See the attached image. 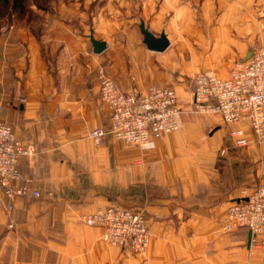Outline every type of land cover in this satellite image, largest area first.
<instances>
[{"label": "crops", "instance_id": "0c3cea01", "mask_svg": "<svg viewBox=\"0 0 264 264\" xmlns=\"http://www.w3.org/2000/svg\"><path fill=\"white\" fill-rule=\"evenodd\" d=\"M220 2L213 45L232 53L244 15L236 3ZM196 4L72 0L46 15L36 33L2 28L1 115L29 150L18 161L17 183L31 178L42 197L10 198L0 186V264H264V250L250 251L248 228L221 230L228 204L264 182V141L244 124L249 146L237 148L219 114L192 109V77L207 46L200 23L213 21L196 14ZM141 22L166 34V50L146 47ZM91 37L105 49L95 53ZM257 38L264 42V31L235 53L251 55ZM103 76L125 91L174 87L179 129L143 147L110 136L94 144L90 130L108 124ZM113 201L145 211L152 231L146 256L107 244L101 227L83 222Z\"/></svg>", "mask_w": 264, "mask_h": 264}, {"label": "built area", "instance_id": "2783aa9c", "mask_svg": "<svg viewBox=\"0 0 264 264\" xmlns=\"http://www.w3.org/2000/svg\"><path fill=\"white\" fill-rule=\"evenodd\" d=\"M192 84L194 108L219 114L230 127L229 137L235 147L249 146L244 124L258 142L264 141V44L248 58L237 60L227 77L197 72ZM99 93L109 116L106 127H96L88 134L96 145L110 136L143 147L180 127V107L174 87L150 84L143 91H125L113 78L103 76ZM28 152L11 126L0 120V186L10 198L42 197L31 178L23 184L17 183L21 179L18 161ZM82 220L88 226L101 227L107 244L147 255L152 231L143 209L113 201L83 215ZM241 227L252 233L251 253L264 250V182L243 189L241 196L228 204L221 230L230 233Z\"/></svg>", "mask_w": 264, "mask_h": 264}, {"label": "rangeland", "instance_id": "374dc122", "mask_svg": "<svg viewBox=\"0 0 264 264\" xmlns=\"http://www.w3.org/2000/svg\"><path fill=\"white\" fill-rule=\"evenodd\" d=\"M70 1L72 0H31L29 1V4L31 5L32 8L30 10H33L34 14L41 15L42 17L41 26H42L43 25L42 21H44L46 15L49 16L51 14H55L58 11L59 4L61 5L62 2H64L67 5ZM73 1H81V0H73ZM230 1L236 3L235 6H237V9H239L240 12L244 15L243 21H239L237 23L239 30L240 31L242 30V32L238 33V30L233 29L234 35L238 38H236L237 42L234 44L233 51L234 50L235 51L232 53L229 52L226 53L225 51H220L218 53L219 49L218 47H214L213 45L214 43L212 39L213 38L212 30L216 29L219 26V23L215 21L216 20L215 18L224 13L225 3H223L222 5L220 0H199V4L195 5L196 14L201 15V18L204 15H211L213 18L212 22H207V23L203 22L202 20L203 18L201 19V23H200L201 34L202 37L205 38L207 42V46L204 48V50L202 49V56L198 63L200 68L196 72L208 71V72H214L218 75H223V74L229 75L230 69L233 67L234 63L243 57L241 56V54L235 53L238 50V46L244 43L245 39L248 38V36H252V35L256 36V34H260L262 31H264V0H227V2ZM209 2L210 4L212 3L211 6L207 5L209 4ZM39 4L42 7L41 9L38 8ZM0 11H3V7H0ZM257 40L258 38L255 39L254 43H252V47L254 49L259 48L264 44V42ZM249 46H251V43ZM189 57H190L189 55L186 56V59H189ZM5 78L7 77L4 76V82H5ZM0 80H1V74H0ZM8 80L9 82H12L13 80L11 73L8 77ZM1 91L2 90L0 88V94ZM0 99H1V95H0ZM4 99L5 96L3 95V100ZM192 109L196 112H204V111L196 110L194 106H192ZM1 111L2 109L0 105V120L5 122L6 124H9L8 119L4 118L1 115ZM204 113H211V112H204ZM117 141H121L125 144H129L122 140H117ZM10 226L12 227V225Z\"/></svg>", "mask_w": 264, "mask_h": 264}, {"label": "trees", "instance_id": "16d2710c", "mask_svg": "<svg viewBox=\"0 0 264 264\" xmlns=\"http://www.w3.org/2000/svg\"><path fill=\"white\" fill-rule=\"evenodd\" d=\"M29 1L31 0H0V7H3V11H0V34L3 27L10 25L15 28L26 27L36 33L41 26L42 17L30 10L32 8ZM38 8H42L40 4Z\"/></svg>", "mask_w": 264, "mask_h": 264}, {"label": "water", "instance_id": "95a60500", "mask_svg": "<svg viewBox=\"0 0 264 264\" xmlns=\"http://www.w3.org/2000/svg\"><path fill=\"white\" fill-rule=\"evenodd\" d=\"M139 28L143 36L142 41L149 50L155 52H163L164 50L167 49V47L169 46V41L164 32H161L159 35L156 36L154 33L148 30V28L144 25L143 22L140 23ZM91 41L95 53H100L106 47V44L103 41L95 40L93 37H91ZM249 56L250 54L245 56L244 59L248 58ZM251 234L252 233L250 231L249 239L251 238ZM249 245H250V240H249Z\"/></svg>", "mask_w": 264, "mask_h": 264}]
</instances>
